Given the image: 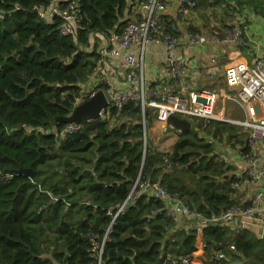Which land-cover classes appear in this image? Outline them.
<instances>
[{
	"label": "trees",
	"instance_id": "obj_1",
	"mask_svg": "<svg viewBox=\"0 0 264 264\" xmlns=\"http://www.w3.org/2000/svg\"><path fill=\"white\" fill-rule=\"evenodd\" d=\"M52 1L0 0V264H97L88 234H105L111 222L106 210L127 199L140 173L207 214L241 204L233 197L236 176L225 182L212 178L223 168L211 156L212 143L191 129L179 135L170 153L157 151L148 137L145 145L155 116L150 110L144 121L132 102L110 109L107 119L84 122L75 135H55L65 125L58 119L73 112L81 85L97 67L100 40L119 33L143 0H75L83 22L72 36L60 34L58 20L38 16L37 8ZM237 5L264 18V0H238ZM21 169L36 176L27 177ZM189 173L196 189L178 188ZM47 193L57 197L55 203ZM159 207L142 195L115 220L103 264H168V256H193L201 248L215 264L210 247L232 259L243 255L249 264H264L258 259L263 252H257L264 237L224 226L207 227L202 234L170 233L172 222L152 214ZM50 237L54 252L43 257Z\"/></svg>",
	"mask_w": 264,
	"mask_h": 264
},
{
	"label": "built area",
	"instance_id": "obj_2",
	"mask_svg": "<svg viewBox=\"0 0 264 264\" xmlns=\"http://www.w3.org/2000/svg\"><path fill=\"white\" fill-rule=\"evenodd\" d=\"M173 1L178 4L179 12L184 18L191 16L199 6L196 0H143L133 9L134 14L130 19L127 18L124 28L119 33H111L106 40L107 45L105 46L104 41L99 47L101 58L92 75L81 85L77 106L93 98L99 91L104 93L108 106L99 113V118L89 119L87 122L107 119L110 109L122 110L131 102L141 109L144 121L150 110L156 121L164 123L173 115L189 122L199 119L204 125L210 121H228L217 110L216 91L193 89L183 84V79L187 76L188 58L177 57L172 51L181 44L182 30L177 23L165 16L168 5ZM207 1L216 3L218 0ZM60 2L53 0L47 7L37 8L38 16L46 22L58 20L60 34L72 36L83 22L80 5L75 0L64 4ZM212 33L216 39L227 43L246 44L243 31L237 27H213ZM187 39L195 45H203L207 41L204 35L195 33H188ZM159 44L168 48V55L163 61L167 74L163 79L149 81L145 77V56ZM225 80L229 87L237 88L238 101L246 112L244 120L233 123L244 126L249 131L246 146L250 166L233 183V188L236 189L242 183L264 179V166H258L259 148H264V55H258L252 65L244 62L228 66L225 69ZM83 124L65 123L55 129L54 133L59 139H65L79 133ZM147 134L144 137L145 145ZM47 194L52 203H55L57 197ZM142 195L160 203L159 209L152 214L159 213L167 217L172 222L169 231L185 230L202 234L210 226L235 228L252 223L260 225L259 237H264V189L253 192L251 199L245 204H232L219 213L207 214L191 207L183 198L160 183L142 179L140 173L127 199L117 208L106 210V214L111 216V222L105 234H88L91 253L97 264H103L105 244L115 220ZM229 250L234 253L236 249L230 245ZM209 260L215 264H245L242 260L232 259L224 250L213 247L209 250ZM167 262L195 264L191 255L168 256Z\"/></svg>",
	"mask_w": 264,
	"mask_h": 264
},
{
	"label": "crops",
	"instance_id": "obj_3",
	"mask_svg": "<svg viewBox=\"0 0 264 264\" xmlns=\"http://www.w3.org/2000/svg\"><path fill=\"white\" fill-rule=\"evenodd\" d=\"M237 1L211 3L202 0L199 2L198 8L188 18L181 16L178 4L173 1L168 5L165 13V16L177 23L182 30L181 44L172 51L177 57L188 58L189 66L188 64L186 66L187 76L186 79H183V84L193 89L216 91L217 110L228 119L226 122H209L210 124H206L209 127L199 119L190 121L191 129L209 134L201 136L211 141L213 145L211 156L223 165L220 170L222 173L212 176L217 182H225L226 178L229 179L232 176L239 178L243 171L250 166L247 161L246 146L249 131L246 127L233 123V121L244 120L246 112L238 101L237 88L229 87L226 83L225 69L235 63L247 62L252 65L258 55H264V18L245 6L239 8ZM213 27L240 28L244 33L246 44L237 45L216 39L212 33ZM188 33L204 35L207 41L203 45L192 44L187 39ZM167 55L168 48L161 44L149 50V55L145 56V77L147 80L154 81L166 76L167 69L163 61ZM200 124L203 127L199 128ZM149 130L150 142L157 151L162 153L172 152L181 134L167 123L159 121H156ZM216 132L217 136H214ZM258 166H264L263 147L259 148ZM174 177L179 178L178 175H174ZM193 181H187V183L178 181V188L187 186L188 190H194L196 185L192 183ZM258 189H264V179L253 183H242L239 188L234 189L233 197L237 203L245 204L251 199L253 192ZM184 199L187 200V197ZM224 227L230 228L229 226ZM239 228L250 231L255 237L260 235V225L249 223L243 227L230 229L236 232ZM169 232L172 233V231ZM203 253L204 250L201 248L196 255H193L195 264H211L207 260V256H203ZM237 259L249 264V260L243 255Z\"/></svg>",
	"mask_w": 264,
	"mask_h": 264
},
{
	"label": "water",
	"instance_id": "obj_4",
	"mask_svg": "<svg viewBox=\"0 0 264 264\" xmlns=\"http://www.w3.org/2000/svg\"><path fill=\"white\" fill-rule=\"evenodd\" d=\"M107 106L108 103L104 93L102 91H99L93 98L76 106L73 112L68 117L60 118L58 120H61L64 123H84L89 119L99 118V113L103 109L107 108ZM167 125L173 127L181 133L191 130V123L188 120L174 115L168 118ZM19 172L31 178H34L36 176L35 171H33L32 169H21ZM257 252H264V248L259 249Z\"/></svg>",
	"mask_w": 264,
	"mask_h": 264
},
{
	"label": "rangeland",
	"instance_id": "obj_5",
	"mask_svg": "<svg viewBox=\"0 0 264 264\" xmlns=\"http://www.w3.org/2000/svg\"><path fill=\"white\" fill-rule=\"evenodd\" d=\"M104 43V41L103 40H100V43H99V47L102 45ZM107 44H105V46H106ZM199 134H200V136L201 135H209L208 133H204L203 131H199L198 132ZM147 137H148V142H150L151 140H150V130L148 129V134H147ZM202 137V136H201ZM204 138V137H203ZM205 139V140H204ZM203 140H204V143H211V141L210 140H207L206 138H204ZM214 144V143H213ZM196 145L197 146H201L202 144L200 143V142H197L196 143ZM189 150H191L190 148H189ZM194 150H195V148H194ZM51 168H55V165H52L51 166ZM186 177H187V181H190L191 180V176H190V173L189 174H187L186 175ZM45 239H47V241H45V244H44V247L46 248V254L45 255H43V257H46V255L48 256V255H51L53 252H54V248H55V246H54V244H53V241H54V238L53 237H50V238H45ZM260 254V258H258L259 260H261L262 262H264V256L263 255H261V254H264V252L263 253H259ZM240 258V257H239Z\"/></svg>",
	"mask_w": 264,
	"mask_h": 264
}]
</instances>
